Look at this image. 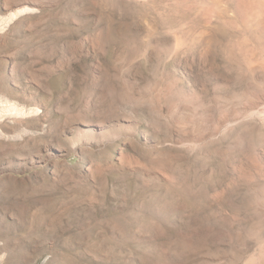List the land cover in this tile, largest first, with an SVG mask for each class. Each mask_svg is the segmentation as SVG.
Instances as JSON below:
<instances>
[{
    "label": "rangeland",
    "instance_id": "rangeland-1",
    "mask_svg": "<svg viewBox=\"0 0 264 264\" xmlns=\"http://www.w3.org/2000/svg\"><path fill=\"white\" fill-rule=\"evenodd\" d=\"M0 264H264V0H0Z\"/></svg>",
    "mask_w": 264,
    "mask_h": 264
},
{
    "label": "bare ground",
    "instance_id": "bare-ground-1",
    "mask_svg": "<svg viewBox=\"0 0 264 264\" xmlns=\"http://www.w3.org/2000/svg\"><path fill=\"white\" fill-rule=\"evenodd\" d=\"M18 15V13L17 12H14L12 15H11V19L12 18H14V17H16ZM16 108V107H15ZM19 109V108H18ZM17 108H16V110H18Z\"/></svg>",
    "mask_w": 264,
    "mask_h": 264
}]
</instances>
